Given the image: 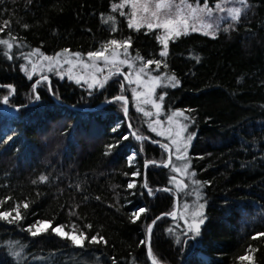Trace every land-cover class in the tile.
<instances>
[{"label": "trees", "instance_id": "obj_1", "mask_svg": "<svg viewBox=\"0 0 264 264\" xmlns=\"http://www.w3.org/2000/svg\"><path fill=\"white\" fill-rule=\"evenodd\" d=\"M114 3L120 0H0V24L10 21L0 39L13 44L12 59L0 45V200L12 198L0 211L20 204L24 217L0 220V264H152L148 243L159 264H264V236L253 239L264 233V0H247L239 20H222L215 38L196 31L169 41L167 57L159 56L160 30L129 28V16L113 12ZM109 15L116 31L102 20ZM129 37V52L166 61L158 72L180 81L163 103L190 118V186L204 205L199 235H185L179 216L166 215L183 197L171 185L169 167L144 164L168 159L160 146L167 140L154 135L130 105L125 74L90 91L54 72L47 81L30 80L21 68L35 49L43 56L65 49L86 56ZM8 85L15 93L5 105ZM120 95L129 99L128 120L122 101L113 99ZM41 176L48 179L40 182ZM130 182L136 187L129 189ZM140 208L147 211L133 223ZM38 220L64 225L66 232L75 225L89 239L99 234L107 243L85 240L80 248L51 228L34 237L26 229ZM246 253L252 261L238 259Z\"/></svg>", "mask_w": 264, "mask_h": 264}, {"label": "snow or ice", "instance_id": "obj_2", "mask_svg": "<svg viewBox=\"0 0 264 264\" xmlns=\"http://www.w3.org/2000/svg\"><path fill=\"white\" fill-rule=\"evenodd\" d=\"M238 2L243 5L245 8L247 7V0H238ZM125 6H129L131 11L130 13H126L123 9ZM119 10V14L121 16H129L128 20V27L133 28L136 31H140L141 28H147L149 31L161 29L163 30V33L156 36L157 41L163 46L162 50L159 52L160 57H167L168 55V47H169V41H174L175 39L179 38L181 35H188L190 32H196L200 31L204 35H211L213 38H215V32L219 28V24L215 23L213 21L214 11L218 10L220 12H224L225 9L222 7V3H216L214 8L209 6L208 0H203V3H200V0H120V3H114L112 5V11L116 12ZM242 8L240 7H234L227 9L228 17H220L218 19L223 20L226 18H230L232 21L236 22L239 20ZM104 23L112 22L113 24V31H116V28L114 27L115 24V17L109 15L107 18H102ZM10 24V21H4L3 24H0V32H3L5 28H7ZM25 28H27V25H24ZM231 27V25H229ZM227 31L228 29H224ZM13 40H15V37H12ZM0 45H3L6 47V50L3 52V55H5L8 59H12V56L10 55L11 49L13 47V44L9 42L8 39H0ZM109 46L111 47V56L105 55L106 52L109 51ZM131 47V38H127L123 41H117L116 39H112L102 47L99 51H93L88 52L86 55L90 61H92L91 64L84 63L85 68H94L96 71H103L102 68H99L96 61L103 60L106 65H110L112 68H116L117 72H119L118 65L119 64H127L129 68H132L133 65L128 59H120V53L119 49H123V53L125 56L128 55V49ZM70 50L65 49L64 53H69ZM39 53V49H35L31 55H36ZM42 55V54H41ZM78 60L81 57V53L76 52L72 53ZM61 56V53H57L56 57H49V56H43L42 59L53 62L55 64H59V57ZM25 59H28V56L25 57ZM137 60L143 61V65L139 68L138 72H136V80L132 81L129 79V75L125 74V80H128L129 83H141L142 82V74H145V69L148 68L151 65H155L156 69H159L161 65L163 64L164 67H167L166 61L162 60H146L144 61V58L139 56L137 54L136 56ZM194 59L199 62V57H194ZM66 63H72L70 60H66ZM23 71L27 72V69L25 66H21ZM37 69L36 64H32V72L28 73V78L32 79V74L35 73ZM52 70V65H49V71ZM69 72H71V69H69ZM112 75L111 71L109 72V76L104 78V81L101 82L97 79V77L93 74L92 75V83H89V88H92L96 86L97 84L99 87L103 88L104 84L107 82V80ZM71 78V76L69 77ZM169 81L170 85L172 87H176L179 85L180 81L176 78L175 74H172L171 76L166 77ZM80 79H83L81 77ZM80 79H77V83H80ZM41 80L47 81L48 77L43 76L41 77ZM41 80H37L36 83L33 84V91L35 92L37 85L41 83ZM150 86L148 83L145 84V87L147 89L146 92L141 93L137 92L135 89H133V94L136 99H139L141 96H144L145 99L143 100V103L145 104H152V106L156 109L157 114H159L161 108H162V101L164 99V96L166 93L161 94L156 97V99H153V95L155 94V89L158 86H161L162 79L160 76H150L149 80ZM10 89L9 93L2 98V102L7 105L9 103V98L11 95L15 93V89L13 86L8 85L6 86ZM123 84L121 85V88L123 89ZM51 90V89H50ZM36 99H39V95H36ZM116 101H122L124 102V112L127 115L128 108H127V98L123 95L116 96L113 98ZM138 111H144L142 108H138ZM144 115L150 116L152 113L150 112H144ZM175 116H182L185 120L190 119L187 116H184V110L177 111L172 114V116L168 117V122L171 124L173 122V118ZM155 123L160 124L161 121L157 120ZM129 128H131V125H129ZM187 129V125H181L180 130L175 133L176 138L171 139L170 143L172 145H175V151L177 153L176 159L177 160H185L187 157V148L190 144L191 140L193 139L192 135H188L186 139L182 136V133H184ZM115 131V129H113ZM152 131H156V128H152ZM158 135H164V132H158ZM168 136L171 137L172 132L171 129H168L167 132ZM131 135H133L137 140H144L147 139V137H143L140 135H137L136 132H132ZM122 139H128L127 136L122 137ZM154 143H159L158 141H153ZM162 148L165 149L166 152L169 153L168 159L166 161L157 162L154 160H146L144 167L147 168L150 165H156V166H163V167H169L172 165V150L169 146V144H161ZM109 149L114 147V145H109ZM141 152H143V146H141L140 149ZM133 157H129V162L131 163V160ZM188 167L189 163H185L183 167H176L172 165V171L176 173H184L188 174ZM133 176H139L140 172L137 170L136 172L132 173ZM191 176H194L195 173H191ZM48 178L46 176H41L39 178L40 182H45ZM172 182L177 183L178 188H186L187 185L183 183V181H176V177L171 178ZM35 183V181H33ZM195 184H200V181H193ZM136 187L134 182H130L128 184V188H134ZM144 188L148 189V194L152 195V190L148 188L147 180L145 178V183L143 185ZM163 191H170L171 189L165 188L162 189ZM12 199L11 197H5L3 200H0V207H2L5 203H7L8 200ZM23 208L27 209L29 207L27 202H24L22 205ZM187 208V205L185 206ZM204 205H199V209H203ZM21 205L16 204L13 208H11L9 211H0V220H6L9 223L18 222L19 220L23 219V215L20 211ZM147 210L145 208L138 209L135 213H133V223L136 222L141 216L142 213L146 212ZM15 212V215L13 216L12 213ZM166 215H171L173 218H175L176 213H168ZM11 217V219H10ZM192 220L191 222L186 221L187 223V232L185 235H187L189 232L193 233L195 235H199L201 225L205 222L203 218V213L200 210L194 211L192 213ZM199 218V219H198ZM160 217H157L156 220H159ZM156 220H153L151 224L147 226V235L150 241L151 233H152V227L156 223ZM52 221L51 220H38L34 224L29 225V227L26 229L32 236H38L43 233H47L48 230L51 228V231L53 234L60 236L62 238H67L71 241V243L74 246L83 248L85 247L84 241L88 240L89 243H107V241L104 239V237L99 236V234L92 236L90 239L89 237L82 231L78 232L76 229V226L73 225L71 232H66L64 230V225H56L55 227H52ZM86 227L91 228V225H87ZM169 231H172L169 229ZM194 236L192 238H194ZM259 236H264V233H258L257 236H254L253 239H256ZM177 243H180L179 237H177L176 240ZM18 243V242H16ZM141 243H146L145 241H141ZM148 251L147 255L151 259L152 264H159V261L157 257L154 255L150 243L147 244ZM256 249L249 248L248 253H254ZM12 255L14 257H19L20 252L13 251ZM240 261H252L253 256L251 254H245L243 256H240L238 258ZM115 264V261H114Z\"/></svg>", "mask_w": 264, "mask_h": 264}, {"label": "rangeland", "instance_id": "obj_3", "mask_svg": "<svg viewBox=\"0 0 264 264\" xmlns=\"http://www.w3.org/2000/svg\"><path fill=\"white\" fill-rule=\"evenodd\" d=\"M200 3H203V0H200ZM209 6L213 7L215 6L216 3H222V7L225 9L224 12H220L218 10L214 11V16H213V21L215 23H221L222 20L218 19L220 17H228V13H227V9L229 8H234V7H240L243 8L244 6L241 5L238 0H217V1H208ZM126 7V6H125ZM128 11L130 12L131 9L129 6H127ZM224 20V19H223ZM160 30L161 34L163 33V30L161 29H157ZM200 33V31H198ZM202 33V32H201ZM211 36V35H210ZM111 47L109 46V51L105 53V55L111 56ZM120 53L119 58L120 59H128L133 67L129 68L127 64H119L118 68H119V72H117L116 68H112L110 65H106L104 63L103 60H99L96 61L97 65L99 66V68H102L103 71H96V69L94 68H85L84 67V63H88L91 64L92 61H90L86 56H82L79 58V60L72 55V53H64V51L58 52L61 53V56L59 57V64H55L53 62L47 61L42 59V55H40L39 53H37L36 55H28V59L25 60L24 62V66L27 69V72L25 71V73L28 75V73L32 72V64H36L37 65V69L35 71V73H33L32 75L35 76H47V74L54 72L55 76H59L62 78H67L69 80H72L74 82L77 81V79H80L81 77H83V79H80V83L82 86H84L85 88H87V90H94L97 88V90L101 87H99V85L97 84L96 86L89 88V83H92V75L94 74L97 79L101 82L104 81V78L109 76V72L111 71L112 75H118V73H122V74H128L129 75V79H131L132 81L136 80V72H138L139 68L143 65V61L141 60H137L136 56L133 55L131 52L128 51V55L125 56L123 53V49H119L118 50ZM55 55H48L49 57H56ZM46 56V55H44ZM66 60H70L72 63H66ZM84 63H82V62ZM52 65V70L49 71V65ZM69 69H71V72H69ZM159 69H156V66H149L148 68L145 69V74H142V82L141 83H129L128 80L126 81L127 84V89L128 92L127 94H129V98H130V105L132 106V108H134L137 113L139 115H141V117H143V120L145 121L144 123L150 128L152 129L153 127L156 128V131H152L154 133V135H156L157 137H160L162 139L167 140V144H169L171 150H172V165L176 166V167H183V165L185 163L188 162V157H186L185 160H177L176 156L177 153L175 151V145H172L170 143L171 139L176 138L175 133L178 132L180 130V126L186 124L187 125V129L184 133H182V136L186 139V137L188 135H192L193 134L191 132L188 131V123H186L184 117L182 116H175L173 118V122L171 124H169L168 122V117L172 116L173 113L180 111L181 109H175L172 110L168 109V107L166 106V104H164V100L165 97L168 93V90H171L172 87L169 83V81L167 80L166 77L171 76L170 74H166V73H160L158 72ZM111 75V76H112ZM71 76V78H69ZM110 76V77H111ZM150 76H160L162 79V84L161 86L156 87L155 89V94L153 95V99H156L157 96L166 93V95L164 96L162 103V108L159 112V114H157L156 109L152 106V104H145L143 103V100L145 99L144 96H141L139 99H136L134 97L133 94V89H135L137 92H141L144 93L147 91L145 84L149 83L150 80ZM108 81V80H107ZM77 83V82H76ZM128 98V96H126ZM129 100V99H128ZM123 103V107H124V102ZM138 108H142L144 111H138ZM124 110V109H123ZM129 112V110H128ZM127 112V113H128ZM144 112H150L152 113V115L150 116H146L144 115ZM125 113V112H124ZM123 113V114H124ZM184 116H188V114L184 111ZM128 120V115L127 118ZM161 121L162 123L157 124L155 123V121ZM171 129L172 135L171 137L168 136L167 132L168 129ZM158 132H164V135H158ZM152 133V134H153ZM190 145V144H189ZM188 145V147H189ZM188 151V148H187ZM172 165L169 166V175L172 177H176V181H183L184 184L187 185L186 188H178L177 187V183L176 182H172V186H174L175 190H178V192H180L181 194H179V196H182V200L180 202V204H178V211L176 216L182 220V222L185 224V227L187 228V223L191 222L192 220V213L194 211L200 210L202 211V209H199V202H197L196 200V196L193 195V191H192V186H190V175H189V167H188V174H184V173H176L172 171ZM187 205V208L185 207ZM199 219V218H198Z\"/></svg>", "mask_w": 264, "mask_h": 264}, {"label": "water", "instance_id": "obj_4", "mask_svg": "<svg viewBox=\"0 0 264 264\" xmlns=\"http://www.w3.org/2000/svg\"><path fill=\"white\" fill-rule=\"evenodd\" d=\"M126 97V96H125ZM127 98V97H126ZM128 102H129V100H128V98H127V108H128V110H129V105H128ZM123 116L125 117V119L127 118V115L124 113L123 114ZM167 154L169 155V153L167 152ZM172 191V190H171ZM173 192V191H172ZM174 193V192H173ZM177 204H178V202H177V198H176V205H175V210H174V212L177 214V210H178V207H177ZM148 251V250H147Z\"/></svg>", "mask_w": 264, "mask_h": 264}, {"label": "bare ground", "instance_id": "obj_5", "mask_svg": "<svg viewBox=\"0 0 264 264\" xmlns=\"http://www.w3.org/2000/svg\"><path fill=\"white\" fill-rule=\"evenodd\" d=\"M154 144H156V145H158L157 143H154ZM177 198V197H176ZM177 200H178V198H177ZM178 202V201H177ZM178 211V210H177Z\"/></svg>", "mask_w": 264, "mask_h": 264}]
</instances>
